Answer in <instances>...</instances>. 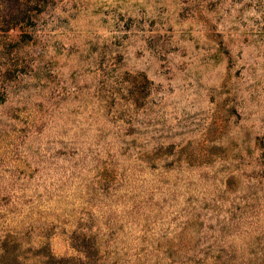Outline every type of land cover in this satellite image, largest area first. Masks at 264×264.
Here are the masks:
<instances>
[{
    "label": "rangeland",
    "instance_id": "1",
    "mask_svg": "<svg viewBox=\"0 0 264 264\" xmlns=\"http://www.w3.org/2000/svg\"><path fill=\"white\" fill-rule=\"evenodd\" d=\"M19 1L0 264H264V0Z\"/></svg>",
    "mask_w": 264,
    "mask_h": 264
},
{
    "label": "trees",
    "instance_id": "2",
    "mask_svg": "<svg viewBox=\"0 0 264 264\" xmlns=\"http://www.w3.org/2000/svg\"><path fill=\"white\" fill-rule=\"evenodd\" d=\"M30 3V4H29ZM32 3V4H31ZM35 3V4H34ZM38 0H30V2H28L27 0H20L19 1V5L23 6L25 8H28L31 11H38L39 10V6H38ZM34 5V6H33Z\"/></svg>",
    "mask_w": 264,
    "mask_h": 264
}]
</instances>
